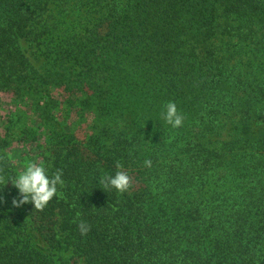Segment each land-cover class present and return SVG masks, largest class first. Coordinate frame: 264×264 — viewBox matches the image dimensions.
<instances>
[{"label":"trees","instance_id":"16d2710c","mask_svg":"<svg viewBox=\"0 0 264 264\" xmlns=\"http://www.w3.org/2000/svg\"><path fill=\"white\" fill-rule=\"evenodd\" d=\"M1 99L0 264H264V0H0ZM19 107L63 172L42 209L4 185ZM116 171L123 193L101 182Z\"/></svg>","mask_w":264,"mask_h":264},{"label":"clouds","instance_id":"9594fccd","mask_svg":"<svg viewBox=\"0 0 264 264\" xmlns=\"http://www.w3.org/2000/svg\"><path fill=\"white\" fill-rule=\"evenodd\" d=\"M161 118L166 125L173 129L180 128L184 122V116L178 111L174 102H167L163 106ZM151 165L150 159L144 161V167L150 168ZM116 167L119 169L122 166L117 162ZM62 176L61 170L50 175L43 163L29 162L22 171L9 177L4 185L11 182L17 192L19 199L13 198V206L18 207L31 203L36 209H42L53 197L58 195V187H62L64 183ZM101 182L106 188L123 193L129 187V176L124 171H116L112 175H106ZM78 228L81 235H85L90 230L83 221L80 222Z\"/></svg>","mask_w":264,"mask_h":264},{"label":"rangeland","instance_id":"374dc122","mask_svg":"<svg viewBox=\"0 0 264 264\" xmlns=\"http://www.w3.org/2000/svg\"><path fill=\"white\" fill-rule=\"evenodd\" d=\"M49 95L52 97V99L55 98L56 96H62L59 94L58 91L51 90V93ZM3 97H8L7 95H3ZM62 99L64 98V95L62 96ZM13 102H16L13 100ZM60 103V109L64 108V104L61 103V101H58ZM24 111L27 113V117L30 119H27L22 116V118L18 121V123L15 126V129L12 131L10 135L15 134V138H9V141L11 143L10 148L8 149V156L9 160L11 162L13 172L14 174H18V172L22 171L23 168L29 163V162H36V163H43V157L45 153V148H46V141L48 140V137L50 136V128H47V133L44 132L43 129H39V133L37 135L36 140H32L30 142H24V130H23V124L26 123L28 124V127L30 129L37 127L39 123L37 121H40L39 118H37L38 114H32V110H28V108H22L19 107L18 111ZM15 108H12V105H9V100L1 99L0 100V129H4V126L7 124L6 119L11 117L12 115L9 114V112L15 113ZM12 118V117H11ZM71 120V121H70ZM15 121V120H14ZM34 122L36 124H34ZM60 124H55L54 127L57 129H63L65 125H67V131L68 129H72V126L75 125V123L80 124L78 119L76 118V114L72 113L69 114V120L62 122V120L57 121ZM62 122V123H61ZM80 126V125H79ZM83 133V131H82ZM80 134L79 131H77V136ZM81 135V134H80ZM17 137V138H16ZM12 139V140H11ZM22 140V141H21ZM27 235H28V240L34 244V246L47 249V245L43 243L39 235L33 230V229H28L27 228ZM62 251H58L60 256L62 258L61 262L63 264H81L79 262H75L73 260H70L69 258L71 257L70 253L65 251L64 248H62Z\"/></svg>","mask_w":264,"mask_h":264}]
</instances>
